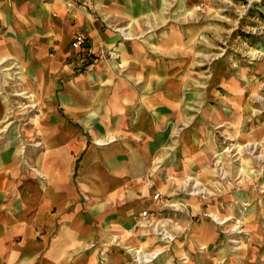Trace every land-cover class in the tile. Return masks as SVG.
Returning a JSON list of instances; mask_svg holds the SVG:
<instances>
[{
    "label": "rangeland",
    "instance_id": "rangeland-1",
    "mask_svg": "<svg viewBox=\"0 0 264 264\" xmlns=\"http://www.w3.org/2000/svg\"><path fill=\"white\" fill-rule=\"evenodd\" d=\"M63 3L82 12L94 31L119 34L138 61L134 65L142 66L123 68L118 46L99 41L95 50L88 44V50L71 47L74 61L85 66L78 72L74 68L76 73L87 74V66L96 62L112 65L117 75L141 70L160 81L157 90L149 85L148 93L173 103L165 125L170 127L167 144L147 176L156 191L128 229L129 236L144 240L126 242L117 233L112 246L130 264H264V0ZM70 22L74 25L75 18ZM14 75L0 84L9 112L0 148L13 142L20 166L35 172L30 158L43 149L37 128L45 85L26 83L19 69ZM210 149L211 161L198 163ZM187 159L196 165L183 170ZM155 178L165 187L155 188ZM211 212L228 220L218 224ZM159 247L166 249L160 253ZM134 250L145 258L151 251L158 255L145 262L136 259ZM106 252V245L98 247L100 262L106 261Z\"/></svg>",
    "mask_w": 264,
    "mask_h": 264
},
{
    "label": "crops",
    "instance_id": "crops-1",
    "mask_svg": "<svg viewBox=\"0 0 264 264\" xmlns=\"http://www.w3.org/2000/svg\"><path fill=\"white\" fill-rule=\"evenodd\" d=\"M63 1L0 0V84L15 79L19 69L26 83L45 85L37 128L43 149L30 158L35 172L20 166L13 142L0 148V264H130L112 244L117 233L126 242L144 240L128 229L156 191L147 176L167 144L173 103L148 93L160 81L141 70L117 75L112 65L96 62L87 74L76 73L85 67L74 61L71 48L79 33L92 50L99 41L118 46L123 68L142 66L134 65L138 61L119 34L94 31L82 12ZM8 113L0 97V131ZM212 153L198 163H209ZM195 165L187 159L183 170ZM155 181V188L165 187ZM101 245L107 246L104 262Z\"/></svg>",
    "mask_w": 264,
    "mask_h": 264
},
{
    "label": "built area",
    "instance_id": "built-area-1",
    "mask_svg": "<svg viewBox=\"0 0 264 264\" xmlns=\"http://www.w3.org/2000/svg\"><path fill=\"white\" fill-rule=\"evenodd\" d=\"M71 47L75 50H88L87 49V41L84 34L79 33L74 37V39L71 41ZM142 216H146V211H142ZM137 260H143L145 262H150L153 257L145 258L144 255H142L139 251H135L133 253ZM149 260V261H146Z\"/></svg>",
    "mask_w": 264,
    "mask_h": 264
},
{
    "label": "bare ground",
    "instance_id": "bare-ground-1",
    "mask_svg": "<svg viewBox=\"0 0 264 264\" xmlns=\"http://www.w3.org/2000/svg\"><path fill=\"white\" fill-rule=\"evenodd\" d=\"M120 31H122L123 30V28H120L119 29ZM128 35V34H127ZM109 138V139H108ZM107 138V140H112V138L111 137H108ZM98 142L99 143H105V141L104 140H98ZM262 157V156H261ZM196 185L198 184L199 185V183L197 182V183H195ZM194 184V185H195ZM197 187V186H196ZM197 192H199V191H196L195 193H197ZM200 193V192H199ZM216 213V212H215ZM215 213H213V212H211V213H208V215L212 218V220H214V222H216V223H218V224H223V223H225L227 220H228V218H225V219H222L221 217H220V215L218 216L217 214H215ZM224 217V216H223ZM135 251H138V250H135ZM158 251V250H157ZM157 251H151V252H149V253H147L146 255L147 256H149V257H156L157 255H158V252ZM146 261H149V260H146ZM150 261H152V260H150Z\"/></svg>",
    "mask_w": 264,
    "mask_h": 264
}]
</instances>
